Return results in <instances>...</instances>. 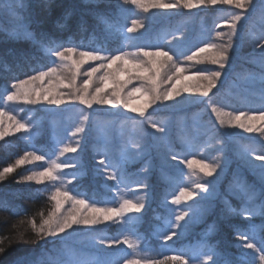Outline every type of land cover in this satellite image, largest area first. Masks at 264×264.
I'll return each instance as SVG.
<instances>
[{"label":"trees","instance_id":"obj_1","mask_svg":"<svg viewBox=\"0 0 264 264\" xmlns=\"http://www.w3.org/2000/svg\"><path fill=\"white\" fill-rule=\"evenodd\" d=\"M43 2L49 3V0ZM15 3L18 4L15 17L0 11V96L10 94L14 91L11 88L12 83L28 79L30 75L36 74L34 71L40 66L46 67L50 64L54 67L55 63L51 62H56V57L46 49L58 45H78L80 47L77 48V52L95 49L102 55H119L121 51L136 54L143 51L167 50L177 61L185 60L187 56L196 52L198 44L200 47L204 44L207 36L209 39L214 36L217 28L215 25L224 22L221 17L233 10L215 6L196 13L178 12L149 20L139 18L137 8L132 11L125 10L104 0L94 2L55 0L47 12L40 6V0H21ZM0 4L6 3L0 0ZM262 7L264 0L257 4V11L252 18L243 22L239 37L234 36L233 43L237 55L229 70L231 74L226 79L224 77L221 86L214 89L210 96L204 97V100L207 98V102L200 111L182 109L177 113L153 112L140 118L118 115L119 117H115L116 121L109 128L111 132L106 142L100 141L101 136L97 126L99 122L108 126L113 118L109 114L93 111L78 152L62 157L60 148L68 144L73 145L72 140L69 139V135L73 132L72 124L85 106L75 104L68 107L66 113H70L69 115H61V111L49 112L34 104L20 102L10 109L8 100H0V111L5 112V116H11L28 126L27 131H14L0 139V171L14 165L16 160L21 159L28 152L44 156L43 160L25 161L0 180V239L8 236L18 238L29 233L35 235L36 232L30 225L21 224L20 221L33 220L38 227V218L53 211L55 202L49 197L50 192L55 191L53 185H58L59 181L44 180L41 184H37L35 181L23 179L33 172L43 171L52 161L62 160L75 165L74 168L59 169L58 174H61L64 180H72V183L67 185L71 194L87 202L96 203L97 207H119L124 198L133 201L138 199L135 195L138 187L135 184L131 187L126 186L135 181L139 174H144L139 170L145 162L156 168L147 174L150 199L146 208L141 214H134L140 215L138 220L126 218L135 226L134 235L127 233V229L121 227L119 218H116L106 225L99 224L87 229L75 238L76 240L79 238L80 242H92L101 247H86L81 243L75 245L74 240L71 242L72 246L68 238L49 239L48 237V240L40 242L35 247L7 244L6 241L9 248L0 256V264H28V261L41 251V247L45 250L59 247L62 241L63 246L52 259L62 261L64 264H121L126 258L141 259L142 264L146 260L151 264L152 260H163L164 255L175 254L182 255L181 259L185 264H195L200 258L208 255L215 256H211L212 260L208 259V264H225V261L229 264H257L255 255L245 254L246 250L242 248L244 238L238 234L237 229L245 230L248 226L246 221L252 220L257 238L262 237L264 242V230L261 229L264 218L260 217L259 212L255 217H249L242 211L243 198L236 177L243 174L250 183L257 184L258 181L249 165L235 159L232 153L235 152L234 145L237 142L243 151H251L248 152L249 156L264 154V141L253 137L224 134V129L212 109L217 107L221 110H242L250 114H259L262 112L260 109L264 108V94L261 93L259 85L243 84L239 80L240 76H252L254 72L259 71L257 64L252 61L255 57L251 54V43L255 42L252 34H264ZM129 18L131 24L133 20L137 22L138 19H143L147 25L146 29L140 32H128L127 29L130 27L126 24H129ZM17 32L20 33V37H15ZM203 34H206V38L202 44L201 41L196 42ZM124 35H129L127 40ZM39 40L49 43L41 49L35 42ZM5 87L8 89L7 93L4 92ZM197 112L199 117L196 115ZM175 117L186 122L185 130L179 127ZM193 118H197L201 123L200 126L204 127L203 130L192 126ZM123 119L129 120V124L122 125ZM144 119L151 123L171 120L172 147L170 148L174 154H177L176 156L181 155L186 159V155L195 154L198 150L202 157L207 156L208 151L202 152L201 149L205 144L213 141L222 147L218 153L226 157L227 161V170L219 184L220 195L210 203L205 220L192 227L182 238L168 241L167 244L161 238V234L165 232L164 225L169 222L170 215L166 208L162 207L164 204L161 202L163 196L170 191L173 192L180 181L179 166L174 170L156 164L161 152L155 147L157 146L153 139L155 135ZM95 122L97 123L94 126ZM135 124L140 133L136 141L138 148L133 151L142 149L146 155L127 165L124 178L128 184H122L118 190L116 182L107 178L111 169L98 163L101 158L99 153H107L113 162L120 160L121 151L127 146ZM124 126L122 141L117 137L118 128ZM194 143L197 145H193ZM188 144H192V147L186 152L185 146ZM214 153L213 151L211 154ZM81 168L85 169L82 173L84 178L77 176ZM119 195L123 198L119 199ZM5 205L9 210L15 209V212L5 210ZM65 208L71 206L66 203ZM126 236L128 242L134 245L133 248L124 242ZM209 245L215 248L216 254L209 253ZM167 264L173 262L168 260Z\"/></svg>","mask_w":264,"mask_h":264},{"label":"snow or ice","instance_id":"obj_2","mask_svg":"<svg viewBox=\"0 0 264 264\" xmlns=\"http://www.w3.org/2000/svg\"><path fill=\"white\" fill-rule=\"evenodd\" d=\"M127 2V0H125ZM223 4H233V0H199L195 2L192 0L191 3H186L183 0V7L192 9L196 8L198 5L203 3H210L216 5L217 3ZM180 3V0H177V4ZM177 4H163L155 3L151 5L152 7L159 8H174ZM234 5V4H233ZM18 4L8 3L3 7L15 17L16 8ZM147 11L146 5H141ZM256 0H249V4L245 9L243 20L247 21L252 18L256 13ZM261 15H264V7L261 8ZM239 16V19L235 17ZM237 21H242L240 15H234L233 19L229 23V28L232 31L233 35L239 37ZM139 25L135 20L132 21V27L128 28V32H134ZM27 26L25 25V28ZM15 37H20V33L17 32ZM264 40V34L260 37ZM34 39V38H33ZM41 47L45 48V45L48 42L43 40L35 41ZM207 45L206 47H200L199 44L197 48L199 53H208L204 57L199 56L197 53L187 56L188 60H207L213 65H217L219 70H212L211 72L218 73V75L208 76V80L211 83V87L207 88L205 91L200 89H190L186 85H183L180 88H177L176 85L181 83V77L186 69L177 66V62L174 61L173 56L169 54L167 50H157V51H143L142 53L136 55H130L127 52H122L121 54H112V55H102L98 50L88 49L85 51L77 52L78 45H58L55 48L46 49L47 52H50L51 55H54L61 62L71 61V64H63V67L66 68L70 73V77L67 78V82L60 79V75L57 72V67H52L50 64L48 66H40L38 70L34 71L36 74H32L28 79L19 80L16 83L11 84V88L14 89L10 94L0 96V100L6 99L8 101L14 100H23L27 104H38L45 102L48 105H63L68 101H76L80 105L85 106L87 109H93V105H110L112 109H117L118 105H122L124 108H129L132 112H137L140 116L144 117L147 109L151 108L153 105H156L157 102H169L174 101L176 97L181 95V92H199L201 96L208 97L209 93L217 87V83L222 80L224 70L227 68L229 61L231 59L229 55V50L227 51L224 59L222 61L214 60L212 54L216 56L224 55L220 53L214 46V43H209L204 41ZM233 48V43H231V48ZM63 49V50H61ZM260 49V65L258 73L254 72L251 77L253 84L259 83L261 93L264 94V44L259 46ZM119 51V50H118ZM142 56L144 59H140ZM96 61L98 66L91 67L89 71L83 73L87 77L82 84L78 86L77 77L81 73V68L85 61ZM55 63V61L51 62ZM223 63V67L220 64ZM47 69L46 71L44 69ZM141 72L147 73V75L142 76H133L132 72ZM210 71L198 72L194 77L196 80L205 76ZM99 74V75H97ZM119 76H124L126 79L120 80ZM47 78L48 82L51 83L54 79L59 80V83L63 87L71 89V94L66 95L60 93L55 89L41 87L39 92L35 88L30 87L36 81H43ZM134 79H144L147 81V84L141 87L133 86L130 90L128 85L131 84ZM184 79H193V77H184ZM175 81L172 84L171 88L164 89L162 85L166 82L170 83ZM4 92L7 93L8 89L5 87ZM140 94V99L142 100V105L140 107H131L128 103L130 99L136 94ZM118 110V109H117ZM212 111L216 114L217 118L220 120L221 124L227 123L229 126H233L236 121H239L240 116H232L231 113H225L217 108L213 107ZM260 111L264 112V108H261ZM5 115V112L0 111V118ZM87 120H88V115ZM264 117V115L260 116ZM227 118V119H226ZM246 119L251 120L253 117H247ZM9 120L15 124L16 131L28 130V126L25 123H21L15 120L13 117L9 116ZM239 127L238 125H235ZM241 128V127H240ZM245 132L251 133L255 129L253 126L250 128H243ZM83 127H78L76 133L84 132ZM166 129L164 127H157V133H165ZM262 133H264V127L261 128ZM7 135V131L3 129L2 123H0V138ZM75 135V133H73ZM160 139V137H157ZM132 148H138L137 145L133 144ZM78 148L74 146H64L60 148V154L64 153H77ZM144 150L138 149L136 151H130L127 147L121 151V159L113 162L107 153H99L101 158L98 163L106 168L111 169L107 174L109 180L116 182V187L119 190L122 184L127 185L128 182L124 178V171L129 163L134 160H137L144 156ZM169 158L175 160L177 157L174 154L165 152L161 154V163L167 164ZM32 160H43V155H34L31 152L26 153L21 159L16 160L14 165L5 167L3 171H0V180H3L8 173L14 171V168L24 163L25 161ZM257 161H264V154H257L254 157ZM183 163L184 161H180ZM189 166L191 163L189 162ZM74 164H69L60 160L52 161L50 166L45 168L43 171L33 172L29 176H25L23 179L28 181H35L37 184H41L44 180L49 181H59V184H54L53 187L55 191L50 192V200L55 202L54 210L47 214V218L43 215L40 217V223L37 227L36 222L33 220H21V224H28L31 226V229L39 234L43 231L46 235L53 234L57 236L60 233H65L69 229H73L74 225H98L103 221L112 220L113 218H119L121 227L127 229V233L134 235L135 226L131 223V220L126 218H132V220H138L140 215H126V214H141L142 210L145 207L144 197H139L135 202L132 199H123L119 204V207H97L96 203L87 202L83 198H78L76 195L71 194V190L67 188L68 184L72 183V180H64L61 174H58V170L74 168ZM220 167V171L217 172V168L213 169L212 164H201L200 171L206 177H213V171L216 173L215 177L212 180L207 181L205 184H197V187L200 188L203 192L202 199L208 202L215 201L220 193L217 190L216 183L224 176V171ZM249 167L253 170L254 174L257 177V184L250 183L245 175L240 174L236 177V180L240 186V190L243 198V209L244 213H247L249 217H255L257 212L261 218H264V163L256 165L249 162ZM149 165L145 162L144 166L139 170L144 174H139L135 181L126 187H131L132 184H135L140 190L144 192V196H148V174ZM85 169L77 173V176L84 178L82 173ZM139 173V172H138ZM119 178V180H118ZM75 179V177L73 178ZM47 190V189H45ZM168 195L172 196L170 203L172 205H180L181 200H192L194 199L193 192L187 190L186 186H179V194H173L169 192L163 196V204L166 206L168 202ZM71 206V210L64 215L61 213V209L65 204ZM186 206V207H185ZM183 207V210L177 211L175 208H171V212L175 215V223L173 224L170 220L168 222V228L171 229L170 232H164L161 234V238L167 244L168 241L173 240L174 237L181 232L182 227L186 226L188 219L192 222H195L200 219L201 216L207 211V206L204 204H186ZM5 210L15 212V209H8L5 205ZM82 216H87L89 219H83ZM188 218V219H186ZM183 221V223H181ZM247 228L243 231L237 229L238 234L244 238L242 248L245 249V254H252L256 256L257 264H264V242H262V237L257 238L255 232V224L252 220L246 221ZM261 229L264 230V223L261 224ZM128 243L130 248H133L134 245L128 242L127 236L125 241ZM9 243H14V240L9 241ZM259 245V247H257ZM208 251L211 254H216V250L212 246H208ZM182 255H164V259L152 260L151 264H167L168 260H171L173 264H185L181 259ZM242 257H244L242 255ZM121 264H142L141 259H123ZM143 264H148V261H143ZM204 264H208V261H205ZM225 264H229L228 261H225Z\"/></svg>","mask_w":264,"mask_h":264},{"label":"rangeland","instance_id":"obj_3","mask_svg":"<svg viewBox=\"0 0 264 264\" xmlns=\"http://www.w3.org/2000/svg\"><path fill=\"white\" fill-rule=\"evenodd\" d=\"M20 1L21 0H4V2L6 4L15 3V2L18 3ZM94 1H102V0H85V2H94ZM104 1H106V2L110 1V2L114 3L117 7L124 8L125 10L129 9L132 11V9L137 8L139 11V14H138L139 18L149 19V20H151L153 18L167 17L169 15H172V14L178 13V12L196 13L197 11L208 10L209 8L211 9L215 6L216 7L232 8L233 10L231 11V13H228V14L221 17L222 21L224 20V22H220V23L215 25V27H217V28L215 29L214 36L212 35L210 37V39L207 36V39L205 41H207L209 43L218 44V43L223 42L222 40H220L218 38L217 34L218 33H227L228 31H230V28L228 25L231 22V20L233 19L234 15H240L242 21L244 22L243 15H244L245 9H238L233 4H223V3L218 2L216 5H212L210 3H203V4L198 5L196 8L188 9V8L183 7V0H180L179 4H177V0H138V1L127 0V2H125V0H109V1L104 0ZM260 1L261 0H256V7ZM155 3H163V4L172 3V4H177V6L174 8L152 7L151 5H153ZM6 4H0V6H1L0 11L3 13H9L7 11V9L3 7ZM84 4L91 5L89 3H84ZM141 5H146L147 11H145V8L142 7ZM131 11H128V12H131ZM132 17H130V18H132ZM135 17L137 19V16H135ZM143 19L142 20L138 19L137 24L139 26L136 28L135 32H137V31L140 32V31H143L144 29H146L147 25L145 24ZM236 23L238 25V32H239V31H241L243 23L241 21H237ZM126 26L132 27L131 19H130L129 24H126ZM128 36L129 35H124L123 37L127 40ZM201 36L204 39L206 38V34H203ZM201 36L196 40V42L201 41ZM234 36L235 35H233V37H232V43H233ZM252 36H253V39L255 40V42L253 41V43H251L252 44L251 54L254 55V57H255V58H253L254 60H252V61L254 63H256L257 66L259 67L260 62H261L260 61L259 46L264 44V40H262L260 38L262 35L252 34ZM201 44H202V42H201ZM206 46L207 45L205 43L203 45H201V47H206ZM195 53H197L201 57L206 56V53H199V49H197ZM136 54H139V53H136ZM136 54L131 53L130 55H136ZM229 55H230L231 59L229 61L227 68L224 70L222 80L224 79V77L226 79V77H228L231 74L229 72V70H230V67L232 65L234 58L237 55L235 43H233V48L229 49ZM139 58L144 59L142 56H140ZM173 59L175 62H177L178 67H182V68L186 69V71L183 73V76L181 77V83L176 85L177 88H180L183 85L194 84L196 82V79L194 77L196 76V74L198 72L219 70L217 65H213V64L209 63L206 59L205 60H196V59L188 60V59H185V60L177 61L174 56H173ZM65 63L71 64V61L61 62L58 58H56V62H55L54 67H57V72L59 74H61L60 79L64 80V82L66 83L67 78L70 77L71 73L66 68L63 67V64H65ZM96 66H98V62H96V61H90V60L85 61V63L83 64V66L81 68V73L77 77L78 86L80 84H82L84 80L87 79V77L84 76L83 73L85 71H89L91 69V67H96ZM97 75H99V74H97ZM132 75L139 77L142 75L146 76L147 73H141V72L133 71ZM184 77H193V79H184ZM251 77L252 76H245V77L240 76L239 80L243 84L246 83L249 85H256V86L259 85L258 81H257V83L253 84L251 81ZM118 79L124 80V79H126V77L119 76ZM222 80L217 83L216 88L221 86V84L223 82ZM173 83H175V81H172L170 83L166 82L162 85V88L169 89V88H171ZM146 84H147V81L144 79H134V80H132L131 84L128 85V89L130 90L133 86L141 87V86H144ZM30 87L35 88L37 90V92H39L41 87L55 89L56 91H58L60 93H64L66 95H70L71 91H72L71 89L63 87V85L59 83V80L54 79L51 83H49L47 78L43 81H36L34 84L30 85ZM216 88H214V89H216ZM213 90L209 93V96H210V94H212ZM203 100H204V97L201 96L199 92H195V91L181 92V95L176 97L174 101L157 102L156 105H153L151 108L146 110L144 117H146L148 114L153 113V112L177 113L178 110H182V109H186V110L195 109V111H200L203 109L202 106H204L205 103L207 102L206 101L207 98L204 101ZM18 102L23 103V104L25 103L23 100L8 101V107L10 109H12V108H14L15 104ZM128 103L131 105V107H137V108L140 107L142 105V100L140 99V94L136 93L132 97V99H130L128 101ZM75 104H79V103L76 101H68L63 105H48L45 102H41V103L34 104V105H36V107H40L42 109L48 110L49 112L61 111V113H62L61 115H63V114L69 115L70 113H68V112L66 113V111L68 110V107H71ZM199 107H202V108H199ZM215 108H217V107H215ZM117 109H112L110 105H93V109H87L86 107L82 108L81 109L82 113H80L79 116L76 118V120L73 121V124H72L73 132H72V134L69 135V139H70V141L72 140L73 145L68 144L67 146H74L77 148L80 147V144H82V142H81L82 138L84 137V133H86L88 123H89V119H90V116L93 114L92 113L93 111L109 114L113 118L112 122L108 126H106L100 122L98 123L97 130L101 136V139H100L101 142H106V140L108 139L107 137L109 136V134L111 132L109 128L112 125V123L116 121L115 117H119L118 115L127 116L128 118H131V117L132 118L133 117L134 118H138V117L140 118V117H142V116H140L139 113L132 112L129 108H124L122 105H118ZM217 109L222 111V112H225V113H231L232 116L260 117V116L264 115V112H261L259 114H250V112H244L242 110L241 111L240 110H230V109L221 110L220 108H217ZM83 114L88 115V120L83 119ZM114 115H117V116H114ZM196 115H197V117H199L198 112L196 113ZM168 117H169V115H168ZM175 119H177L176 121H177L179 127H181L182 129L185 130L186 122L183 120H180L176 117H175ZM192 120H193V124H194V125H192L193 127H197L201 130L204 129V127L200 126L201 123L198 122L197 118H193ZM122 121H123L122 125L126 126L127 124H129V122H128L129 120H127V119H123V120H121V122ZM218 121L220 123L219 119H218ZM144 122L149 127V129L151 131H153V133H154L153 135H155V137L153 138L154 141L157 143V146H155V147L157 148V150H159L161 152L159 154L160 158L156 159L158 161V163L156 162V164L158 166H160V164L162 165L161 154H163L165 152H169L171 154H174V152L170 148V147H172L171 146L172 142H171V138H170V131H171L170 122H171V120L166 119V120L161 121L159 123H156V122L151 123L147 119H144ZM245 122L250 124L251 126H253L255 130L251 133H248V132H245L243 128L235 126V125H238L240 123V121H236L233 126H229L227 123H224V124L220 123V124H221V127L224 129V134L229 133L232 135H241V136H245V137H253V138H258V139H261L264 141V133H262V131H261V128L264 127V120H261L258 118L254 119V120L253 119H251V120L247 119ZM0 123H2L3 129L7 131V135L16 131L15 124L9 120V116L4 115L2 118H0ZM96 123L97 122H95L94 126L96 125ZM136 125L137 124H135V126H134L135 127L134 132H132V134L129 135L127 146H125L128 148V146L130 145V147L128 148L130 151H133V149H135V148H132V145L133 144L136 145V141H137L138 135L140 133V130L138 131V128ZM125 126L118 128V136L117 137H118V139H121L122 141H123L122 136L125 133V130L123 128H125ZM78 127H83L85 129V131L80 132V133H76V129ZM157 127H164L166 129L165 133H163V134L157 133L156 132ZM93 129H95V127H93ZM73 133H75V135H73ZM157 137H160V139H157ZM2 138H0V139H2ZM195 144L196 143H194L193 145H195ZM234 146H235V152L232 153V155L235 157V159H238V161L244 162L247 165H249V162L254 163L256 165H259L260 163H264V161H257L254 159V157L249 156L248 152H251V151H248V150H247L248 152L243 151L242 150L243 148L241 146H239L237 142ZM190 148H191V144L189 145V147L185 146V151L188 152L190 150ZM221 148H222L221 146H218L215 144V142L211 141L208 144H205L204 147L201 149L202 152L208 151L207 156L202 157L201 152L199 153V150L195 154L186 155L185 156L186 159L182 158L181 155L176 156L177 154H174L177 157L175 160H172L171 158H169L168 163L162 165L165 167H171L174 170L179 166L178 174L180 175V181L176 184V186L173 190V194L175 192V194L178 195L179 194V186L183 185V186H186L187 190L193 192L194 199H197L196 201H192V200L185 201L182 199L180 205H172L170 203L172 196L168 195V202H167L166 206L163 205L162 207L166 208L167 213H169V215H170L168 218L169 222L171 220V222L173 224L175 223V215L171 212V208H175L177 211L183 210V207L186 204H190V203L191 204H204L207 206V211L204 213L203 216L200 217L199 220L192 222L190 219L186 218V219H188L187 225L182 227L181 232L178 233V235L173 238L174 241L178 238H182L184 235H186V233L189 232V230L192 229V227L202 223L205 220L206 214H208V212H209L210 203H212V202H208V201L202 199L203 192L200 188L197 187V184H205L207 181L212 180L213 177H215L216 173L213 174V177H206L203 174V172L200 171V165L205 164V163L214 164V163L218 162L219 166L221 165V168L223 169L224 174H225V172L227 170L226 169V162L227 161H226V157L219 155V153H218L221 151ZM213 151L215 153L211 154ZM217 153H218V155H217ZM67 154H71V153H64L63 155H61V154L60 155L63 157ZM145 155H146V153H145ZM181 160L184 162L181 163L180 162ZM134 161H137V160H134ZM189 162L191 163V166H189ZM153 169H156V168L150 164L148 172L151 173L153 171ZM219 171H220V167H217V172H219ZM221 179L218 181V183H216V187H217L218 192H219V184L222 182ZM136 189L137 190H136L135 195H137L138 198L142 197V196L144 197V200H145L144 209H145L147 206V203H148V199H150L149 198L150 195L148 194V196H144V192L142 190H140L139 188H136ZM122 198L123 197L121 195H119V199H122ZM124 199H128V198H124ZM122 200H121V202H122ZM136 200L137 199H135L134 202ZM205 203H208V204H205ZM161 204H163V202H161ZM54 207L55 206L53 205V207H52L53 210H54ZM70 210H71V208H65V205L61 209L62 214H64V215H67V213ZM47 214L44 215L45 218H47ZM126 215H134V214H126ZM115 219L116 218H113L112 220H108V221H103L100 224L106 225L112 221H115ZM38 221L40 223V218H38ZM181 223H183V221ZM95 226H97V225H74L73 229H69L65 233H60L55 237H49V239L68 238L69 243L71 245H72V243H71L72 240H74V241H76L75 245H77V243H79V245H80V243H81L82 245H84L86 247H93V248H94V246L95 247H101V246L95 245V243H92V242H80L79 238H77V240L75 239L77 235L79 236L82 232H85V231H87V229H90V228L95 227ZM164 226H165V230H164L165 232L171 231V229L168 228V222ZM103 248H104V246H103ZM79 252L80 251H78V253ZM211 256L215 257L214 255H208L207 257L200 258L199 259L200 261L195 262V264H203L202 262L208 261V259H211Z\"/></svg>","mask_w":264,"mask_h":264},{"label":"clouds","instance_id":"obj_4","mask_svg":"<svg viewBox=\"0 0 264 264\" xmlns=\"http://www.w3.org/2000/svg\"><path fill=\"white\" fill-rule=\"evenodd\" d=\"M55 0H49V3H44L43 0H40V6L42 7L43 11L47 12L51 6L54 4ZM186 3H191L192 0H185ZM195 2H199V0H195ZM233 4L238 9H246L249 0H233ZM240 17L237 16L235 19H239ZM58 24V23H57ZM56 24V26H57ZM218 38L222 40V43H214L215 48L222 54L220 56H216L212 54L214 60L222 61L224 59V56L226 55L227 51L231 48L232 43V31H228L227 33H218ZM206 55H209L206 53ZM221 67H223V63L220 64ZM211 75H218V73L215 72H209L207 75L202 76L201 78L197 79L194 84H188L186 85L190 89H200L201 91H205L207 88L211 87V83L208 80V76ZM261 119L264 120V117H253L252 119ZM83 119L87 120L86 114H83ZM247 119L243 116H240L239 118V127L241 128H250L251 125L246 123ZM213 169L219 167V163L212 164ZM214 174V171H213ZM83 219H89L87 216H82ZM48 237H55L53 234H45L43 231H41L39 234L32 235L29 233L27 236H21L18 238H13L11 236L4 237L3 239H0V256L4 255V253L9 248L7 244H13V245H25V246H32L35 247L36 245L40 244L42 241L48 240ZM14 240V243H9V241ZM7 241V244H6ZM63 246V241L61 242L59 247H52L50 249L45 250L43 247H41V251L31 260L28 261V264H64L62 261H54L52 259L53 255L55 253H58L60 248Z\"/></svg>","mask_w":264,"mask_h":264}]
</instances>
